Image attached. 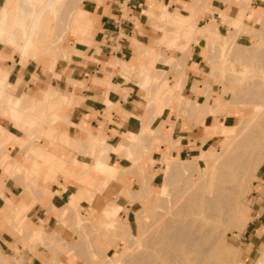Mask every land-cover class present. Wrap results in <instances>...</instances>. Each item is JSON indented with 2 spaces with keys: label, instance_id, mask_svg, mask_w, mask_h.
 <instances>
[{
  "label": "rangeland",
  "instance_id": "374dc122",
  "mask_svg": "<svg viewBox=\"0 0 264 264\" xmlns=\"http://www.w3.org/2000/svg\"><path fill=\"white\" fill-rule=\"evenodd\" d=\"M205 1L195 0L197 4L192 8L186 7L191 13L188 21L194 25L198 19V27L204 30L202 34L196 30V36L205 35L206 31L212 33L211 38L199 40L202 59L190 75V88L189 84L183 87L188 75L186 60L190 48L188 54L171 53L161 48L162 56L144 49L142 56L143 45L133 40L135 47H139L138 55L141 57L138 60L148 58L147 67L143 69L145 72L152 70L155 61L161 60L155 64V69L162 71L159 73L162 81L160 87L166 92L167 100L158 97L153 101L150 94L141 93L146 100L149 98V103H154L155 108L153 110L143 105L146 101L141 96L143 116L137 118L135 130L123 131L141 134H124L122 149L117 151L128 160L110 153L109 163L119 164L113 166L111 176L98 177L90 173L73 177L68 183L84 187L68 192L66 200L59 205L50 199L54 189L51 192L44 184L37 186L27 176L24 180L19 177L16 180L8 179L6 185L11 186L13 194L10 192L5 196L2 189L4 178L11 174L5 150V175H0V197H4V201L0 200V264H128L130 261H133L131 264H264V229L259 230L264 220L256 224L250 222L254 215V172L264 161V13L253 14L245 23L237 24L234 21L239 15L233 20L221 12L223 23L234 25L236 30L222 24H218L217 28L216 20H211H218L217 14H205L216 11L210 9V3L209 8L206 7ZM240 1L239 5L235 0H224L225 4L221 0H212V6L230 10L235 4L240 14L254 10V0ZM91 3H95L94 0H81L82 9L87 10ZM49 7L51 11L39 22L43 33L40 44L55 45L57 33L69 32L77 41L91 45L96 27L88 23V13L80 16L78 24L74 22L76 15L83 12L78 0H65V5L61 2ZM177 7L171 5L169 11ZM236 10L233 7L229 14L235 17ZM181 14L188 15L183 10ZM175 20L181 24L186 22L179 20V17H175ZM146 21L147 16L145 27L151 33V38H158L161 33L153 32L149 25L146 26ZM75 47L81 51L87 46L77 43ZM61 51L72 52L75 49L53 47L48 58L37 57L35 53L34 57L47 70L57 58V52ZM170 55L177 59L174 64L167 58ZM110 56L102 59H109ZM15 59L18 61L19 57ZM30 63L41 70L35 61ZM111 71L110 68L109 75H112ZM131 71V67L121 68L120 75L127 79ZM3 72L6 73L7 69ZM166 79L170 86L175 82V86L169 88ZM11 80V83L15 82ZM97 81L92 77L94 85L100 83L106 86L109 80L105 75L103 80ZM259 103L263 105V112L258 119L255 118L257 120L252 121ZM165 108L166 113L173 117L187 121L191 126H199L202 142L209 139L195 154L180 158L170 155L168 147L160 148L164 142L169 147L176 143L172 142L159 118V109L163 111ZM127 114L123 112L124 117ZM166 121L171 123L169 119ZM0 126L6 127L14 135H22L6 120H0ZM84 128L90 131L87 126ZM75 131L70 129L71 133ZM3 135L7 140L13 139L7 132ZM119 138L108 140V143L115 146L120 142ZM130 140L132 143L128 144ZM207 149L210 150L209 156ZM157 152H160L158 156ZM11 155L15 156L16 151ZM207 156V160H217L213 166L216 169H211L213 171L204 169ZM78 159L90 162L87 157ZM176 160L190 164L176 175V181L161 187L167 172L166 161ZM196 161L200 164V170L194 169ZM70 175L65 171L66 179ZM194 181L203 196L210 191L227 194L230 198L228 207L216 204L214 208L207 209L204 202L189 203L182 199L183 196L177 195ZM147 184L152 190L147 188ZM36 200L43 203L45 213L55 217V223L47 226L40 215L33 216L29 209ZM189 219L195 220L193 231L204 234L201 239L193 243L185 241V244L184 240L181 241L180 245L172 247L174 253L165 241V244L161 243L162 240L154 243L158 238H152L153 230H160L165 224L175 223V220ZM198 251L202 253L201 256L197 255Z\"/></svg>",
  "mask_w": 264,
  "mask_h": 264
},
{
  "label": "clouds",
  "instance_id": "9594fccd",
  "mask_svg": "<svg viewBox=\"0 0 264 264\" xmlns=\"http://www.w3.org/2000/svg\"><path fill=\"white\" fill-rule=\"evenodd\" d=\"M61 2L65 5V0H2L0 2V120H6L22 133L21 136H17L9 132L6 127L0 126V175H5V164L3 162L5 150L8 157V168L11 172V174L5 176V188H7L5 182L8 179L16 180L19 177L24 180L27 176L30 181H35L37 186L44 184L51 192H53L52 185H57L58 191L54 192L56 195L66 191L68 185L75 186L78 191L84 185L77 186L68 183V180L90 173L103 177L105 173L100 171L98 166L103 165L105 168L110 169L114 165H119L118 163H109L110 153H114L122 159H127V157H122L117 151L122 149L121 142L124 139V134L131 133L133 136H139L141 133L134 134L132 132L119 131V128L123 126L124 122L133 113L130 112L132 115L121 122L120 113L116 112L114 108H109V105L119 104L123 112L128 111L124 110L119 102H111L108 99V95L109 92H116L122 99H126L131 89L120 84H113L112 77L114 75L121 76L125 83L134 82L140 89V93L143 92L144 95L150 94L153 101L158 97L167 100L166 92L160 87L162 81L159 79V73L162 71L158 72L155 69V64L161 60L155 61L152 70L145 72L143 69L147 67L148 58H145L142 64L139 62L132 63V59L124 61L117 58L114 53L120 50V45L114 40L112 44L113 55L106 61H100L97 57L101 53V45L104 41L97 43L93 38L98 45V47H93L77 41L69 32L57 33L55 45L40 44L43 33L40 31L39 22L47 12L51 11L50 5ZM78 2L80 9L83 10L81 0H78ZM94 2L97 9L101 7L104 9L107 6L109 9V14L107 15L117 20L118 23L119 19L112 15L111 5L117 4L119 6L122 18L133 23L134 34L126 36L124 31L121 30L116 39H127L131 48L132 40L135 39L137 43L143 45L142 56L144 55V49H150L151 52L162 56L161 48L171 53L188 54V49L192 45L199 43L200 38L196 36V30L201 28L198 27V19L194 25L191 24L188 21L191 13L183 7L184 3H190L191 0H182L181 3H178L177 0H169L167 4L164 3V0H145L146 7L142 9L140 14L147 16V23L153 32L161 33L158 38L152 39L148 45L136 39V35H145L144 26L136 15L130 14L132 9L128 7L129 0H123L122 3L121 0H94ZM207 2L212 6V0H207ZM221 3L225 4L224 0H221ZM172 4H176L178 7L170 12L169 7ZM233 7L238 9L235 17L229 14ZM232 8L229 10L228 15L229 18L235 20L240 14V9L235 4L232 5ZM125 9L127 10V15H125ZM182 10L186 11L188 15H182ZM223 11L218 8L216 12L205 14H217L218 20L216 18L211 19L216 20L217 28L218 24H222L235 29L234 25L223 23L220 16ZM91 14L97 15L95 12ZM176 16L183 17L186 22L177 23L175 20ZM246 21H248L247 14L241 19V23ZM106 38L112 39L111 37ZM77 43L86 45L89 49H94V53L88 55L85 51H79L75 47ZM53 47L61 49L73 48L75 51L57 52L55 61L47 70H44V65L37 63L34 53L37 57L48 58L49 51ZM17 56L19 57L18 61L15 59ZM73 56L80 57L79 64L84 67L89 62L100 64L102 77L91 74L85 80H77L73 79L72 70L68 67L63 68L59 72L56 71L59 60L71 65L74 63ZM167 58H170L173 64L177 61L174 55H170ZM113 60L117 63H110ZM32 61H35L42 70L45 79L42 80L41 76L37 75L36 72L30 74V79H24L25 69ZM121 61L123 64L119 63ZM17 64H19L20 71L16 75L15 82L11 83L9 78ZM129 64H131L132 68L131 75L125 79L123 75H120V71L123 65ZM166 65L172 66V64ZM102 68L103 71H101ZM107 68L112 69V75L109 78L112 88H107L102 84L94 85L92 77H95L96 80H102L104 73L109 72L105 70ZM4 69H7L6 73L3 72ZM65 69H68V71L66 72ZM61 79L65 83L63 89L52 83L53 80L60 81ZM174 86L175 82L170 86L168 81L169 88ZM95 88L103 89L100 95L88 97L82 94L86 90ZM122 92L124 93L123 95L121 94ZM105 93H107L108 103H104L102 99H99ZM144 95H141L146 101V104L143 105L154 110V103H149L144 98ZM87 99L102 102L105 105L103 112L87 107L85 104ZM136 106L139 107L140 105L137 104ZM82 107L86 108V114L81 115L78 123H73L71 117L74 110ZM106 111L108 116H105ZM113 114H115V117ZM93 120L96 121V127H92L91 121ZM109 124H114L115 127L110 129L108 128ZM82 125H86L90 131L85 130ZM70 129H75L76 131L71 133ZM4 132H7L13 139L7 140V137L3 135ZM115 136H120L121 140L117 145L113 146L108 143V140ZM127 143L131 144L132 141L130 140ZM13 151H16L15 156L11 155ZM78 157L90 158V162H85L82 159H78ZM65 171L71 173L67 179ZM61 180L63 183H61ZM20 186L23 187L22 184ZM5 196H7L6 193ZM0 200L4 201V197H0Z\"/></svg>",
  "mask_w": 264,
  "mask_h": 264
},
{
  "label": "crops",
  "instance_id": "0c3cea01",
  "mask_svg": "<svg viewBox=\"0 0 264 264\" xmlns=\"http://www.w3.org/2000/svg\"><path fill=\"white\" fill-rule=\"evenodd\" d=\"M0 1H2V0H0ZM235 1H238L239 5L241 4L240 0H235ZM122 2H123V0H121V3ZM166 2H169V0H164L165 4H166ZM177 2L181 3L182 0H177ZM253 3L254 4L252 5V7H254V11H256V13H258V14L264 13L263 12L264 3L262 0H254ZM195 4H197V2H195V0H191L190 3H184L183 7L184 8L189 7V9H190ZM205 4H206V7L209 8V2H207V0L205 1ZM172 5H176V4H172ZM128 7L130 9H132V12L130 14L136 15L139 18L140 23L144 26L145 35H136V39L139 40L141 43L151 42V40H152L151 36L152 35L149 32V30L145 27L146 16L140 14L142 9L144 7H146L145 0H129ZM210 9L212 11H218V9L213 8L211 6H210ZM87 10H84L82 13L77 14L74 22H75V24H78L80 16L88 13V17H89L88 23L93 24L96 27L94 34H93L94 40L97 43L104 41V43L101 45V53L97 57V59L106 61L108 59L104 60L102 58L103 57L108 58L109 55H113L112 44H113V41L115 40L116 43H119L120 50L115 52L114 55L122 57V58H119V57H117V58L122 59L124 61H129V59H132V63H137V62H139L141 64L143 63L144 60H142V61L138 60L141 57V55H138L139 47L138 46L135 47V43L133 42V40L136 41L135 39L132 40V48L130 47L129 41L127 39H124V38L116 39L119 36V33L121 30L124 31L126 36H132L134 34L133 23L130 20L122 18V13L119 10V6L117 4L111 5V12H112L113 16H115L119 19V23L117 22V20H114V19H112L111 16L107 15V14H109V9L107 6H105L104 9L102 7L97 9L96 4L91 3ZM220 10H224L222 13H225V14H228V12H229V9L225 10L224 8H220ZM237 10H236V13H237ZM93 12H95L98 16L95 14L90 15V13H93ZM149 14H151V12H149ZM125 15H127L126 9H125ZM176 17H179V20H184L183 17H180V16H176ZM242 18H244V13L239 14L238 18L234 21V23L237 21H241ZM147 21H148V18H147ZM147 21H146V26H148ZM79 28H80V26H79ZM203 31L204 30L201 28L197 29L198 33L202 34V33H204ZM201 34L199 35V38H200L199 40H201L202 38H204V39L205 38H207V39L211 38L212 33L208 34V31H206L205 35H201ZM106 37H111L112 39H107ZM94 40L92 41L90 46L98 47V45L95 43ZM191 48H190L189 57L186 60V64H188V75L186 76L184 84H183V87H184V85L186 86L187 84H189V88H190V84H191V79H190L191 76L190 75L194 71V69L198 66V64L201 62V59H202V55H201V51H200L201 45L194 44L191 46ZM82 50L87 52L88 55H90V54L92 55L95 51L94 49H89L88 47L81 49V51ZM72 59H73L74 63L71 65H68L65 61H61V62L59 61L57 63V66H56V71L59 72L63 68L68 67L72 70L73 78L81 79V80L87 79L88 76L91 74H95V75L102 77V73L100 72V68H101L100 64L89 62L87 64V66L84 67V66H81L79 64V61L81 59L80 57L73 56ZM110 63L114 64L117 62L113 60ZM119 63L123 64L122 61ZM129 67H131V64L123 65L122 69L129 68ZM105 70L110 72V68H107ZM19 71H20V68H19V65L17 64L16 68L13 70L12 74L10 75L9 80L12 79L11 81H15L16 75ZM65 71L67 72L68 69H65ZM32 72H36L37 75H40L42 80L45 79V77L42 74V71L37 69L32 63H29L27 65V67L25 69V73H24V79L25 80L30 79V74ZM125 72H128V71H125ZM105 75H107V78L109 80L111 75H109L108 72H105L104 76ZM98 81H97V83H99ZM52 83H53V85H58L61 89H63L65 87V83H64L63 79H61L60 81L53 80ZM112 83L113 84H120L123 87H127V88L131 89V92L129 93V95L126 99H122L119 96V94L116 92H109V95H108V99L111 102H113V103L119 102L121 104V106L123 107V109L128 111V114L124 117L123 111L120 108L119 104H112L111 105L110 108H114L116 110V112L120 113L121 122H123L124 120H127L128 116L132 115V113H133V115L130 116L128 118V120L124 122L123 126L119 128V131L123 132L126 130H135L137 127V123H138V120H137L135 114L140 113L143 116V112L141 113V107L136 106L137 104L140 105V103H141L140 89L138 88V86L135 83H133L131 81L128 83H125L124 80L119 75H116V78H114V76L112 77ZM105 84L109 88H112V85L109 83V81L106 82ZM102 91H103V89L95 88V89H91V90H86L82 94L85 96L91 97L94 95H100ZM121 94L123 95V92ZM99 99H102L105 103L107 100V93H105L103 96L99 97ZM148 99L149 98H147V100ZM85 104L87 105V107H91V108L97 110L98 112H103V110L105 108V105L98 100L87 99L85 101ZM171 107H173V106H171ZM165 110H166V108L163 110V112L159 116V118L163 121V125H164L165 129L168 130L169 137L171 139H177V141L174 145H172L170 147L167 146L166 142L161 143L160 148L166 149V147H168V152L170 155L178 156L180 158L195 154L201 147H203V144H205V142H207L209 139H206L205 142H202L201 138H200L201 137V129L199 126H191L189 122L182 121L181 119H177L176 117H173L172 114L166 113ZM130 112H132V113H130ZM82 114H86V108L82 107V108L75 109L73 114H72V117H71L73 123H78ZM93 115H95V114L93 113ZM113 115L115 117V114H113ZM105 116H108L107 111L105 112ZM167 119H169V121L171 123L167 122L166 121ZM91 124H92V127L97 126L95 120L91 121ZM82 127H86V125H82ZM114 127H115L114 124L108 125V128H110V129L114 128ZM133 132L134 131H132V133ZM117 137L118 136L112 137L111 139H109V141L112 139L113 140L117 139ZM118 140H121V138H119ZM123 140H125V139H123ZM159 154H160V152H157V156ZM252 185H253V189H252L253 194L252 195H253L254 215L252 216L250 222L256 224V222H261L262 220H264V161L255 170ZM5 186L7 188H5L4 185L2 187L3 193L4 194L6 193V195H10V192H11L13 194V191L11 190V186L6 185V182H5ZM75 188L76 187H74L73 185H68L66 191H63L60 195H56L55 193H53V195L51 196L50 199L53 203L59 205L63 201L66 200V198L68 196V192L72 191ZM52 189H54V192L58 191L57 185L52 186ZM0 205H2V203ZM33 205H35V206L32 208ZM30 209H31L30 210L31 213H33V216H35L36 214L40 215L44 219V222H45V224H47V226H49L51 222L55 223V221H54L55 217L50 213H45V211H44L45 206L43 205V203L41 201H38V200L34 201L31 204ZM263 229H264V225H261L259 230H263ZM30 264H32V263H30Z\"/></svg>",
  "mask_w": 264,
  "mask_h": 264
},
{
  "label": "bare ground",
  "instance_id": "6f19581e",
  "mask_svg": "<svg viewBox=\"0 0 264 264\" xmlns=\"http://www.w3.org/2000/svg\"><path fill=\"white\" fill-rule=\"evenodd\" d=\"M247 14V18L248 17H252V15L254 14L255 16H256V11H254V10H252L251 12H247V11H245V13H244V17H245V15ZM258 19V18H257ZM237 24H239V23H241V21H237L236 22ZM263 103V102H262ZM262 103H259L258 104V107L256 108V110L253 112L254 113V116H253V118L251 119L252 121H254L253 119H255V118H257V117H259L260 116V114L264 111L263 110V107H261V106H263L262 105ZM263 110V111H262ZM180 111V110H179ZM262 111V112H261ZM161 112V109H159V113ZM128 113V112H127ZM179 113V112H178ZM136 115V118H138V117H140V115L141 114H135ZM258 119V118H257ZM257 119H255V120H257ZM252 123V122H251ZM159 137H160V135H158ZM177 140L176 139H173L172 140V142H176ZM156 144V143H155ZM207 151H208V156L210 155V150H208L207 149ZM208 156H207V158H206V160L208 159ZM218 159H219V157H218ZM168 160V159H167ZM172 160V159H171ZM181 162H183V161H181V160H176V161H174V162H169V161H166V163H167V172H165V177H164V180H163V182H162V185H161V187H163L164 185H166V184H170V183H172V181L174 180V181H176V175L177 174H179V173H181V172H183L184 171V169L186 168V166H188L189 164H186V163H181ZM216 162H217V160L216 159H214V158H210L209 160H207L206 161V164H205V167H204V169L208 172V171H213V170H211L212 169V167L216 164ZM111 164V163H110ZM195 164V165H194ZM194 164H192V166L194 165V169L196 168V170H200L201 169V167H200V164L196 161V163H194ZM99 167V169H100V171H102V172H104L105 173V176L106 177H108V176H111L112 174H113V171H114V168L112 167V168H110V169H107V168H105L103 165H100V166H98ZM213 168H215L216 169V167H213ZM218 168V167H217ZM166 173H167V175H166ZM196 173V172H195ZM211 173V172H210ZM209 173V174H210ZM197 174H199V173H197ZM201 174V173H200ZM199 174V175H200ZM204 174H206V172L204 171ZM212 174V173H211ZM208 175V174H207ZM146 176V175H145ZM210 176L211 175H209V178H210ZM193 178H196V177H193ZM148 179V178H147ZM187 179V178H186ZM207 179H208V177H207ZM192 180V179H191ZM151 181V180H150ZM147 188H149V189H151L152 190V188H151V186L149 185V184H147ZM149 193V192H148ZM154 195V194H153ZM177 195H179V196H183L182 197V199H186V201H189V203H191V202H201V203H205V205H206V208L207 209H211V208H214L215 206H216V204H221V205H223L224 207H228V205H229V196L227 195V194H224V193H220V192H216V191H210V192H208L207 194H205L204 196H203V194L199 191V189H198V187L196 186V183H195V181H194V183L193 184H190L185 190H184V192H181L180 194H177ZM181 199V198H180ZM181 199V200H182ZM231 200H232V198H231ZM230 200V201H231ZM184 204H188L187 202H183ZM232 203V202H231ZM216 209V208H215ZM226 210H228L227 208H226ZM212 212V211H211ZM215 214V213H214ZM193 223H195V220H192V219H189V220H175V223H168V225L167 224H165L166 225V228L163 226V228L165 229L164 231H163V228L162 229H156V230H159L160 232H156V230H153V232L155 231V233H151V235H153L152 236V238L153 237H155V239H157L154 243H158V242H161V240L163 241V242H161V243H164V241L168 244V247H169V249H171L173 246H175L176 244H179L181 241H183L184 240V244H185V241H188V243L190 242V243H193V242H196V241H198L199 239H201L202 238V236H204V234L203 233H201V232H198V231H193V229H192V225H193ZM200 223H202V222H200ZM199 226H202V224H199ZM150 230V232L152 231L151 230V228L149 229ZM161 230L163 231V232H161ZM154 234H155V236H154ZM151 235L149 236V237H151ZM157 237V238H156ZM151 238V239H152ZM154 239V240H155ZM160 239V240H159ZM149 242V241H148ZM215 241L213 240V243H214ZM152 243V242H151ZM153 244V243H152ZM165 244V243H164ZM180 245V244H179ZM178 245V246H179ZM183 245V244H182ZM187 245V244H186ZM200 246H201V244H199ZM164 246V245H163ZM162 246V247H163ZM192 246V245H191ZM190 246V247H191ZM203 246V245H202ZM165 247H167V245L165 246ZM189 247V248H190ZM177 248V247H176ZM178 248H180V247H178ZM177 248V249H178ZM188 248V249H189ZM203 248V247H202ZM163 249H164V247H163ZM167 249V248H166ZM173 249V248H172ZM170 250V251H172L173 253H174V249L173 250ZM206 249V248H205ZM204 249V250H205ZM203 249H202V251H204ZM167 251V250H166ZM205 251H207V250H205ZM169 252V251H168ZM206 254V253H205ZM197 255H199V256H201L202 255V253L200 252V251H198V254ZM200 258V257H199ZM199 258H197V259H199ZM202 259V258H201ZM131 259H129V261H130ZM134 261H136V260H134ZM138 261V260H137ZM136 261V262H137ZM205 261V260H204ZM131 263L133 262V261H130ZM129 262V263H130ZM140 262V261H139ZM142 262V261H141ZM140 262V263H141ZM128 263V264H129ZM130 263V264H131ZM143 263V262H142ZM146 263V262H145ZM144 263V264H145ZM150 263H153V262H150ZM202 263H205V262H202ZM136 264V263H135ZM139 264V263H138Z\"/></svg>",
  "mask_w": 264,
  "mask_h": 264
}]
</instances>
